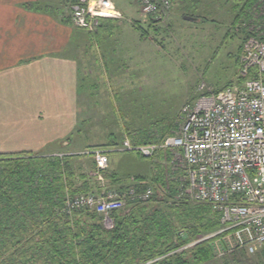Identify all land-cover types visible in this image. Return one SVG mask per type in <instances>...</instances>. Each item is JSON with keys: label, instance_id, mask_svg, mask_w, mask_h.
I'll use <instances>...</instances> for the list:
<instances>
[{"label": "trees", "instance_id": "1", "mask_svg": "<svg viewBox=\"0 0 264 264\" xmlns=\"http://www.w3.org/2000/svg\"><path fill=\"white\" fill-rule=\"evenodd\" d=\"M183 1L178 0L181 4L178 10L184 11L183 16L205 23L193 15L196 7H182ZM254 3L255 0H245L241 6L236 4L233 27ZM24 7L34 11L46 8L44 3ZM144 17L149 19V28L162 22L156 21L154 15ZM116 23L117 19H100L97 30L86 35L92 41L97 38V44L101 45L114 34ZM241 32L243 43L247 34ZM143 34L147 35V31ZM241 48L242 45L238 49L239 60ZM230 86L215 88L213 92ZM84 87L81 80L85 93ZM120 113L117 123L122 137L109 133L106 144L87 147L88 152L113 149L125 138L133 145H158L174 133L178 123L173 114L137 128ZM88 121L80 122L75 130L77 135H83L80 128ZM84 157L80 153H59L55 157H43L40 153L0 155V264H206L215 259L213 244L226 234L206 237L220 229L218 214L208 204L177 198L178 186H166L159 178L153 179L157 188L151 186L154 195L148 202L127 201L125 209L110 215L112 229H106L103 218L87 208L67 214L65 204L69 199L98 195L101 191L94 161L88 172L77 173L74 160ZM156 157L169 161L171 158L167 150L158 149L149 163L153 164L152 158ZM101 174L112 190L125 192L132 187L118 182L114 172L104 170ZM141 179L146 178L137 175L132 179L137 180L136 192L148 187L140 183Z\"/></svg>", "mask_w": 264, "mask_h": 264}, {"label": "rangeland", "instance_id": "2", "mask_svg": "<svg viewBox=\"0 0 264 264\" xmlns=\"http://www.w3.org/2000/svg\"><path fill=\"white\" fill-rule=\"evenodd\" d=\"M110 1L121 15L114 34L101 45L97 44V38L92 41L86 35L97 29L77 30L80 33L75 36V42L80 43L77 57L84 96L92 107L91 119L81 126L83 135L74 133L69 140L52 148L54 152L40 154L43 157H55L59 153L85 155L74 160L77 173L88 172L91 167L93 160L88 157L87 147L106 144L109 133L120 138L117 123L120 111L137 128L175 114L177 129L181 107L195 100L200 83L212 89L227 84L242 86L255 75L264 82V74L254 67L249 69L247 77H240L242 67L238 59L244 37L241 31L246 35L256 25V21L251 22V16L260 0H255L235 27L232 22L237 14L236 4L241 6L245 0H184L182 7H196L193 15L205 23H186L184 11L178 10L181 4L174 0L169 18L153 28L148 27L149 19L141 14L137 2L138 8L135 7V0ZM168 153L170 161L152 158L155 164H150L149 159L140 160L132 152L109 153L107 170L128 186L135 187L137 180L132 179L140 175L146 178L140 180L143 185L157 188L153 179L159 178L166 186L172 184L176 188L174 179L178 175L176 169L181 171L180 157L176 152ZM218 241L220 251L225 248L227 238ZM206 264H264V252L261 248L254 255L241 250L224 256L215 253V259Z\"/></svg>", "mask_w": 264, "mask_h": 264}, {"label": "built area", "instance_id": "3", "mask_svg": "<svg viewBox=\"0 0 264 264\" xmlns=\"http://www.w3.org/2000/svg\"><path fill=\"white\" fill-rule=\"evenodd\" d=\"M143 16L154 15L164 22L172 9L171 0H135ZM251 22L256 21L242 43L240 77L250 68L264 74V0L257 4ZM253 10V11H254ZM69 21L78 30L93 31L100 19H120L109 0H76L68 7ZM250 26V25H249ZM176 152L180 168L174 181L177 198L194 204H208L219 216L220 230L206 237L226 234L225 248L218 255L236 250L254 255L264 247V82L251 79L242 86H230L217 93L203 83L198 97L181 107L178 128L162 143L133 145L125 138L117 147L91 151L96 165L98 195H79L65 204L67 214L87 208L103 218L112 229V213L125 209L127 201L146 203L154 195L148 186L141 192L135 187L125 192L112 190L101 172L108 168L109 153H135L145 159L158 150Z\"/></svg>", "mask_w": 264, "mask_h": 264}, {"label": "crops", "instance_id": "4", "mask_svg": "<svg viewBox=\"0 0 264 264\" xmlns=\"http://www.w3.org/2000/svg\"><path fill=\"white\" fill-rule=\"evenodd\" d=\"M72 2L0 0V155L54 152L91 119L81 90L80 32L68 21ZM34 3L46 8L24 7Z\"/></svg>", "mask_w": 264, "mask_h": 264}, {"label": "water", "instance_id": "5", "mask_svg": "<svg viewBox=\"0 0 264 264\" xmlns=\"http://www.w3.org/2000/svg\"><path fill=\"white\" fill-rule=\"evenodd\" d=\"M183 20H184V21H187V22H194V21H195L194 18H192V17H188V16H184V17H183Z\"/></svg>", "mask_w": 264, "mask_h": 264}]
</instances>
